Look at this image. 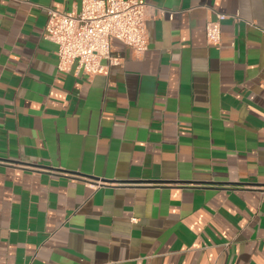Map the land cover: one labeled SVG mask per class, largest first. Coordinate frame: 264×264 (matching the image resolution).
I'll return each instance as SVG.
<instances>
[{"label": "crops", "instance_id": "obj_1", "mask_svg": "<svg viewBox=\"0 0 264 264\" xmlns=\"http://www.w3.org/2000/svg\"><path fill=\"white\" fill-rule=\"evenodd\" d=\"M142 1L90 77L45 38L81 0H0V264H264V0Z\"/></svg>", "mask_w": 264, "mask_h": 264}, {"label": "built area", "instance_id": "obj_2", "mask_svg": "<svg viewBox=\"0 0 264 264\" xmlns=\"http://www.w3.org/2000/svg\"><path fill=\"white\" fill-rule=\"evenodd\" d=\"M153 14L154 8L142 0H81L78 12L47 9L45 38L58 46L59 72L93 77L121 64V59L113 56L116 41L135 57L145 55L149 49L147 21ZM227 18L218 14L207 24L209 45H221L222 23ZM235 18L239 19L238 13Z\"/></svg>", "mask_w": 264, "mask_h": 264}]
</instances>
